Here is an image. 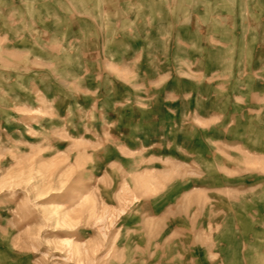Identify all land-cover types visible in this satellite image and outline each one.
Masks as SVG:
<instances>
[{"label":"rangeland","instance_id":"obj_1","mask_svg":"<svg viewBox=\"0 0 264 264\" xmlns=\"http://www.w3.org/2000/svg\"><path fill=\"white\" fill-rule=\"evenodd\" d=\"M0 264H264V0H0Z\"/></svg>","mask_w":264,"mask_h":264}]
</instances>
